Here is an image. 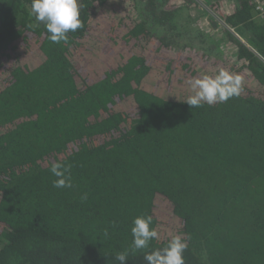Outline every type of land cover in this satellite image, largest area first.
<instances>
[{
  "label": "trees",
  "instance_id": "trees-1",
  "mask_svg": "<svg viewBox=\"0 0 264 264\" xmlns=\"http://www.w3.org/2000/svg\"><path fill=\"white\" fill-rule=\"evenodd\" d=\"M255 1L82 0L84 27L56 44L32 0H0V264H119L125 250L147 264L178 233L185 264H264ZM199 2L218 27L202 14L193 28ZM220 68L243 77L241 94L191 109L187 80ZM57 160L71 188L53 187ZM144 214L159 239L133 251Z\"/></svg>",
  "mask_w": 264,
  "mask_h": 264
},
{
  "label": "clouds",
  "instance_id": "clouds-1",
  "mask_svg": "<svg viewBox=\"0 0 264 264\" xmlns=\"http://www.w3.org/2000/svg\"><path fill=\"white\" fill-rule=\"evenodd\" d=\"M82 0H32L31 14L37 22L43 23L49 35V40L59 44L69 41V32H76L84 27L81 20ZM191 94L183 100L191 109L225 103L233 97H238L243 90V77L234 74L225 68H220L215 73H203L198 77L187 80ZM70 165L62 161H53L50 171L56 179L53 181L55 188H71L72 177ZM87 195L82 196V200ZM153 224V216L149 214L134 218L131 234L133 251L146 250L153 239H159V233ZM108 236L107 230L104 233ZM190 236L183 233L173 235L162 248L144 252L147 264H185L184 253L188 249ZM129 258L128 250L116 254L115 259L119 264H125Z\"/></svg>",
  "mask_w": 264,
  "mask_h": 264
},
{
  "label": "rangeland",
  "instance_id": "rangeland-1",
  "mask_svg": "<svg viewBox=\"0 0 264 264\" xmlns=\"http://www.w3.org/2000/svg\"><path fill=\"white\" fill-rule=\"evenodd\" d=\"M199 3L203 7V9H199L198 12L192 13V15L190 14L192 18L196 19L195 25L193 24L194 25L193 28H195V30L197 29L196 26H198L200 28L198 22L200 20V17L202 16V14H205L207 16V19L212 22V24H213L214 27H218V22L221 23V20L219 19V17H217V15L213 11V9L211 7L203 4L202 2H199ZM185 13L188 14V11L185 12ZM197 16H198V19H197ZM201 30H203V29H201ZM196 31L199 32V30H196ZM186 41H187L188 44H192L193 46H200V45H202L201 42H200V38L199 37H196V32H192L191 35L187 38Z\"/></svg>",
  "mask_w": 264,
  "mask_h": 264
},
{
  "label": "built area",
  "instance_id": "built-area-1",
  "mask_svg": "<svg viewBox=\"0 0 264 264\" xmlns=\"http://www.w3.org/2000/svg\"><path fill=\"white\" fill-rule=\"evenodd\" d=\"M254 12H255V14H260V15H262V16L264 17V2H258V1H255V4H254ZM230 30L233 31V29H231V28H230ZM233 33L237 36V38H239V39H240L241 41H243L247 46H249L248 43L245 42V40H243L239 35H237V34L235 33V31H233ZM258 56H259V58H260L261 60L264 61V57H263V56H261V55H258Z\"/></svg>",
  "mask_w": 264,
  "mask_h": 264
}]
</instances>
